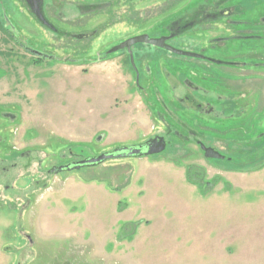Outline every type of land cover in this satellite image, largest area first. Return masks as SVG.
I'll return each mask as SVG.
<instances>
[{
    "label": "rangeland",
    "instance_id": "obj_1",
    "mask_svg": "<svg viewBox=\"0 0 264 264\" xmlns=\"http://www.w3.org/2000/svg\"><path fill=\"white\" fill-rule=\"evenodd\" d=\"M46 4L60 34L26 0H0V264H264V166L208 160L194 134L169 137L158 154L54 172L167 124L183 133L166 107L206 143L226 139V152L254 145L264 136V0ZM141 34L210 60L148 43L114 50ZM186 87L212 114L177 101Z\"/></svg>",
    "mask_w": 264,
    "mask_h": 264
},
{
    "label": "water",
    "instance_id": "obj_2",
    "mask_svg": "<svg viewBox=\"0 0 264 264\" xmlns=\"http://www.w3.org/2000/svg\"><path fill=\"white\" fill-rule=\"evenodd\" d=\"M31 8L32 13L35 15V17L38 19V21L44 25L45 27L49 28L52 31L58 32V29L56 26L49 21V19L45 16L44 10H43V0H26ZM84 35H80L79 38L83 37ZM136 43H148L152 44L161 48H165L170 50L173 53L179 54V55H186L191 57H197V58H205L204 55L196 52H189V51H183L179 50L177 48L172 47L167 42V37L161 36L157 38L150 37L147 34H141L134 36L132 38H129L128 40L122 42L119 46H117L114 50L117 49H128L131 50L132 46ZM202 149L204 150V155L206 158H214L219 159L223 158L224 156L213 147H208L202 144ZM166 148V142L163 137H154L152 139H149L147 142L138 145V146H132V147H123L116 149L114 152H107L100 156L93 157L87 160L77 161L73 163V166L71 165H64L60 166L58 169L55 170V172H58V170H61L63 168H79L83 165L87 164H98L105 162L109 159L123 157L126 155L129 156H150L154 154L161 153Z\"/></svg>",
    "mask_w": 264,
    "mask_h": 264
},
{
    "label": "flooded vegetation",
    "instance_id": "obj_3",
    "mask_svg": "<svg viewBox=\"0 0 264 264\" xmlns=\"http://www.w3.org/2000/svg\"><path fill=\"white\" fill-rule=\"evenodd\" d=\"M44 1V3H43V10H44V14H45V16L49 19V21H50V17H49V9H48V6L50 5H47L46 4V0H43ZM27 2V1H26ZM223 2V1H222ZM28 3V2H27ZM224 4V3H223ZM228 9V8H227ZM233 13V10H232V8L231 9H228V10H226V11H222V15H226V16H229V15H231ZM190 25H193V23L191 22V23H189L188 25H185V27H188V26H190ZM251 31H253L254 32V30H251ZM7 32H10V34H11V36L17 41L19 38V33H15L13 30H11L10 28H8L7 29ZM56 33H59V30H58V32H56ZM60 34V33H59ZM87 35L88 34H84V36L83 37H81V38H86L87 37ZM251 36H256V35H251ZM19 41V40H18ZM22 47L24 48L25 47V49L27 50V51H29L31 54H33L34 56H36V57H38V58H41L42 56H44L42 53H40L39 51H37L36 49H34V48H30V47H28V46H26L24 43H23V45H22ZM203 55V54H202ZM205 56V58H201V59H203V60H205V61H208V60H210V56L209 55H204ZM212 58V57H211ZM212 59H214V58H212ZM211 59V60H212ZM213 62L212 63H215V61H216V63L215 64H218V63H221L220 61H218L217 59H214V60H212ZM175 82H180L181 84H183L184 86H186V84L185 83H183L182 81H175ZM174 83V82H173ZM175 84V87L177 86V88L179 87V85H177L176 83H174ZM173 84V85H174ZM187 88V87H186ZM194 88V87H193ZM187 90L188 91H184L183 93H182V95L183 96H181L180 98H178L177 96H176V99H177V101L183 106V102H185V101H187L188 103H189V105H192L193 106V109H195V110H198V111H201V112H204L205 114H212V112H213V108L210 106V105H207L206 104V102H204V100H200V99H197L195 96H194V94H193V92L192 91H190L188 88H187ZM204 92V91H203ZM182 99H183V101H182ZM223 99V98H222ZM189 101H192V103H190ZM183 107H186V108H190V107H188V106H183ZM225 107H226V105H225ZM225 107H223L224 109H227V108H225ZM166 110L169 112V110H171L174 114H172L171 112H169V115L172 117L171 119H173L176 123H177V125L182 129V132L183 133H179L178 132V130L173 126V125H166V128H164V135H155L154 137H163L164 138V140H165V142H166V148L165 149H167V147L168 146H170V144H169V142H171V141H169V137H172V136H178V138H179V134H185V133H190V134H194L195 136H194V138H195V143L199 146V148H200V150L202 151V153H203V155H204V150L202 149V144H204L205 146H208V147H213L214 149H216V150H218L224 157L223 158H219V159H217V160H224V161H226V162H232L233 160H234V156H235V158H236V155L237 154H239L238 153V151L237 150H233V152H231V153H229V152H226L225 150H222L221 148H219V146H217V143H220V140L221 141H223V140H226V139H224V138H222V137H220V138H217V139H213L214 140V142L211 144H208V143H206V141L204 140V136L202 135V134H200L199 133V131L198 130H196L194 127H192L191 125H189L188 123H186V122H184V121H182V120H180L178 117H177V115L175 114V112L173 111V109H169V108H167L166 107ZM176 117V118H175ZM200 125V124H199ZM198 125V126H199ZM200 127H202V129H206V128H208V129H211V128H209L208 126H205V125H201ZM185 136V135H184ZM154 137H151L150 139H152V138H154ZM173 138V137H172ZM228 141V140H227ZM225 143H229V141L228 142H225ZM233 143H238V140L237 141H233ZM143 144V143H142ZM226 144V145H227ZM138 145H141V144H138ZM138 145H136V146H138ZM249 147L247 148V150H250L249 148L250 147H253V145L252 144H249L248 145ZM227 148H228V146H226ZM228 149H230V148H228ZM262 150V149H261ZM261 150H260V148H258V149H255V152L257 151V153H261ZM228 151H231V150H228ZM246 154H247V152H246ZM205 156V155H204ZM206 158V157H205ZM208 160H210V159H214V158H207ZM255 163H264V157H261L259 160H255L254 161ZM68 165H71V164H68ZM73 166V165H72ZM57 168V167H56ZM66 168V167H65ZM54 172H55V170H54Z\"/></svg>",
    "mask_w": 264,
    "mask_h": 264
},
{
    "label": "trees",
    "instance_id": "obj_4",
    "mask_svg": "<svg viewBox=\"0 0 264 264\" xmlns=\"http://www.w3.org/2000/svg\"><path fill=\"white\" fill-rule=\"evenodd\" d=\"M257 142L258 143L261 142V143L258 144ZM248 147L249 146L247 145V147L244 150H242V152L238 151L239 154L236 155V158L234 156V160L232 162H230L232 165H234L232 169L242 170L241 167H243L244 165L249 166L252 164L257 165V167H254V169H256V168L260 169L264 166V163L259 164V163L254 162L255 160H259L261 157H264V136L260 137L259 140L258 139L255 140L253 147H250L249 148L250 150L247 151ZM258 148H260V150L262 149L260 154L257 153V151L255 152V149H258ZM246 152H247V154H246ZM244 154H246V155H244ZM187 173H188V177L191 178L192 175H191V171H189V168H188ZM217 180L218 179H216V181ZM192 182L195 184L201 185L197 181H192ZM208 184H210V183L208 182Z\"/></svg>",
    "mask_w": 264,
    "mask_h": 264
}]
</instances>
